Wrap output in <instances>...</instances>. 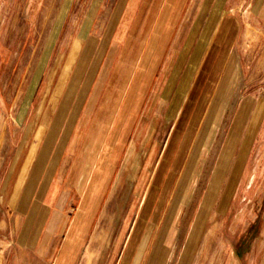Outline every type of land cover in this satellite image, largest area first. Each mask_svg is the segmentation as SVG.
<instances>
[{
	"label": "crops",
	"instance_id": "crops-1",
	"mask_svg": "<svg viewBox=\"0 0 264 264\" xmlns=\"http://www.w3.org/2000/svg\"><path fill=\"white\" fill-rule=\"evenodd\" d=\"M113 1L105 0L103 23ZM100 2H91L77 36L69 33L67 55L77 39L81 47L55 109L45 120L36 156L29 154L23 178L18 179L31 146L19 141L14 152L11 144L1 149L3 165L8 164L0 182L1 203L7 201L26 215L16 230L11 228L13 239L4 264H96L99 253L110 264L122 249L135 215L120 264L128 263L150 224L142 238L146 246L135 252V264H192L214 207L226 195L222 186L238 174L236 168L261 116L259 109L250 107L252 96L217 88L242 44L237 39L240 32L264 33V0H127L119 23L112 27L115 6L113 18L98 32L96 27L103 25L96 23ZM61 19L56 15L58 26ZM65 33L47 32L35 63L44 93L58 72L55 62L63 45L51 65L50 54ZM166 50L169 58L162 61ZM224 53L226 60L215 66L221 69L211 98L217 108H210L208 85L203 92L201 75L210 67V54L217 60ZM84 77L90 82L88 96L85 90L78 93ZM220 100L226 107L220 108ZM236 101L249 103L231 109ZM158 107L165 111L166 129L155 125L152 139L146 141L143 134L149 130L144 122L151 113L161 120L162 113L155 112ZM229 112L233 113L230 125L217 146ZM15 121L14 133L19 128L25 133L29 126ZM201 146L208 155L216 153V162L205 186L189 188ZM142 150L143 162L136 159ZM222 159L227 167L221 184L205 206ZM69 205L77 207L71 218ZM203 206L204 223L194 239Z\"/></svg>",
	"mask_w": 264,
	"mask_h": 264
},
{
	"label": "rangeland",
	"instance_id": "rangeland-1",
	"mask_svg": "<svg viewBox=\"0 0 264 264\" xmlns=\"http://www.w3.org/2000/svg\"><path fill=\"white\" fill-rule=\"evenodd\" d=\"M75 1L0 0V170L2 169V172L0 171V182L3 170L8 165H3L4 156H2V152L4 151H2V147L11 144L13 147L11 152H14L19 141L31 146L27 155L29 158L27 162H24L18 177V179L23 178L31 155L36 156L39 142L45 130V124H47L45 120L49 119L48 114L55 109V104L67 82L82 42L77 39L67 55V45L71 39L69 33L72 32L73 37H76L77 33L80 32L81 23L86 20L85 15L93 0H77L76 3ZM117 2L118 0L113 1V6L111 7L113 11L110 9L104 23L102 12L105 0L100 2L101 7L98 11L96 23L99 26L102 23L103 25L96 27L98 32L105 28L111 16L113 18L115 6H117V10L112 21V27L119 23L127 0H122L121 3L118 2L116 5ZM245 7H247V3L243 8L241 7L240 11L242 12ZM56 15L62 18V25H57ZM35 32H42L43 36L38 37ZM47 32L66 33L63 40L62 36L59 37L58 43L56 41L57 44L55 43L54 45L55 52L50 54L49 65L54 61L60 44L63 45V48H60V51L62 50L61 54L55 62V66L59 65L58 72L49 90L44 93V86L41 84V80L38 81L34 66L40 54L41 46L46 40ZM255 33L240 32L242 36H237V39H241L242 44L238 47V52L234 55L232 54L235 58L230 61L224 71V83L219 85L217 90L219 89L225 93L233 91L244 97L252 96L251 98L254 101L250 107L259 109L261 116L258 118L256 127L251 132L247 150L242 157V164L236 168V170L240 169L238 174L233 176V179L224 182L222 186L226 190V195H224L218 206L214 207V211L211 214L212 219L210 222L208 221V232L203 237L192 264H264V33ZM48 39L51 41V38ZM214 56L215 54L209 55L208 64L210 67L201 75L203 77V92H205L208 85L207 95L210 100V108L216 107V102L212 101L211 98H214L212 95L216 91V81L218 82V79L221 78L219 76L221 69H217L215 66H217L218 61L222 64L224 57L226 60L227 53L220 54L217 60ZM168 58L169 53L166 50L162 55V61H166ZM174 60H176V57ZM164 72L165 70L162 71L163 77L165 75ZM205 76H208V80L204 79ZM85 79L84 77L80 81L78 93L80 91L82 93L85 90L86 94L84 96H88L91 87L90 82ZM77 91L78 88L75 91L76 95H78ZM41 100L42 107L40 109ZM218 103L220 108L226 107L227 104L222 100L218 101ZM245 103L249 102L236 101L230 107L235 110L240 107V104L242 106ZM39 109L41 115L38 114L37 120H35L34 114ZM155 112L162 113L161 120L153 119V113L147 115L148 113L146 112L148 119L146 118L144 125L146 130H149V133L146 131L143 134V139L146 141L152 139L151 133L156 131L155 125H157L158 129V125L163 124L162 128L166 129L167 121L163 118L164 109L162 107L159 109L158 107ZM231 114L233 115V113L229 112L224 118L225 128L220 134L217 146H221L223 143L232 119ZM15 118H17L20 125L27 124L29 126L25 133L21 128L14 133L18 126ZM140 143L142 144L141 140ZM204 151L205 153L202 154ZM207 152V149L202 150V146L198 148L197 160L188 184L189 188L206 185L207 176L211 175L216 162V153L213 157L212 154L208 155ZM142 156H144L143 150L140 154L137 152L136 159L143 162L144 157L142 158ZM7 161H9V156ZM220 163H223V166L219 170L217 168L208 193V197H210L208 203H204L205 206L211 203L212 192L221 184L222 176L226 170V159H222ZM138 167L139 165H134V170L138 169ZM133 173L131 172L129 176ZM1 202L0 197V264H4V258L9 253L10 243L13 239L11 228H13V231L16 230V226L25 220L26 215L10 206L9 202ZM66 210L70 213L71 218L72 212H76L77 207L69 205ZM204 212L203 206L200 218L196 222L198 224L193 229L192 238L194 239L199 237L202 230ZM136 217L137 215L133 217L130 223L122 249L116 253L115 259L110 264H120L121 253L129 240ZM8 222H10V225ZM151 226L150 224L146 230L144 229L145 232H143L142 238L147 236ZM142 238L132 253L135 254L136 250L138 252V249L146 246V244L144 246L142 243ZM234 252L236 253L235 259L233 258ZM224 253L225 256L223 258ZM131 254L126 264H135L133 260L137 253L135 256L133 255V258ZM105 259H103L102 253H99L96 264H108L109 262Z\"/></svg>",
	"mask_w": 264,
	"mask_h": 264
},
{
	"label": "bare ground",
	"instance_id": "bare-ground-1",
	"mask_svg": "<svg viewBox=\"0 0 264 264\" xmlns=\"http://www.w3.org/2000/svg\"><path fill=\"white\" fill-rule=\"evenodd\" d=\"M1 141V140H0ZM152 201V200H151Z\"/></svg>",
	"mask_w": 264,
	"mask_h": 264
}]
</instances>
